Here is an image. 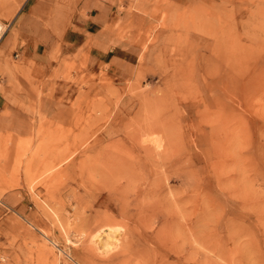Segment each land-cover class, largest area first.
<instances>
[{"label": "rangeland", "instance_id": "rangeland-1", "mask_svg": "<svg viewBox=\"0 0 264 264\" xmlns=\"http://www.w3.org/2000/svg\"><path fill=\"white\" fill-rule=\"evenodd\" d=\"M22 1L0 0L3 35ZM112 17L132 68L74 56L45 89L9 56L23 98L53 104L0 125V264H264V0Z\"/></svg>", "mask_w": 264, "mask_h": 264}, {"label": "crops", "instance_id": "crops-1", "mask_svg": "<svg viewBox=\"0 0 264 264\" xmlns=\"http://www.w3.org/2000/svg\"><path fill=\"white\" fill-rule=\"evenodd\" d=\"M118 4L119 0L22 1L0 39V125L10 123L21 133L22 123L33 118L25 106L53 104L50 98H23L20 92L30 83L5 69L6 64L12 66L7 62L15 51L23 66L31 70L32 83L45 89L52 73L62 71L66 60L74 56L85 55L95 71L117 65L133 67L123 53L116 54V35L107 31ZM60 10L63 13L59 14Z\"/></svg>", "mask_w": 264, "mask_h": 264}, {"label": "bare ground", "instance_id": "bare-ground-1", "mask_svg": "<svg viewBox=\"0 0 264 264\" xmlns=\"http://www.w3.org/2000/svg\"><path fill=\"white\" fill-rule=\"evenodd\" d=\"M7 29L6 25L2 22V20H0V38L2 37L3 33L5 32V30ZM1 192H0V197H1ZM104 229H102L103 231ZM100 231V230H99ZM101 231V232H102ZM105 236L102 237V233H97V239H99V242L102 243L103 247L106 248H110L113 246V244L115 245V242H117L118 237L116 235V230L113 229L111 226H107L105 227ZM46 235V234H45ZM119 235V233H118ZM46 243V242H45ZM100 244V243H99ZM101 245V246H102ZM111 249V248H110ZM109 249V250H110ZM52 250V249H51Z\"/></svg>", "mask_w": 264, "mask_h": 264}]
</instances>
